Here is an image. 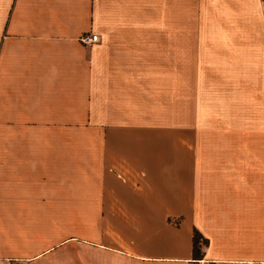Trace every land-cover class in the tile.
<instances>
[{
	"label": "crops",
	"instance_id": "1",
	"mask_svg": "<svg viewBox=\"0 0 264 264\" xmlns=\"http://www.w3.org/2000/svg\"><path fill=\"white\" fill-rule=\"evenodd\" d=\"M144 82L249 88L264 121V0H0V264H264V127L174 155Z\"/></svg>",
	"mask_w": 264,
	"mask_h": 264
},
{
	"label": "rangeland",
	"instance_id": "2",
	"mask_svg": "<svg viewBox=\"0 0 264 264\" xmlns=\"http://www.w3.org/2000/svg\"><path fill=\"white\" fill-rule=\"evenodd\" d=\"M143 85L145 92L138 107L142 111L138 109L137 119L145 124L170 126L168 130L160 128L158 136L167 140L174 155L188 156L191 161L198 156L236 157L231 138H245V129L264 127V121L245 117L249 88L180 82H144ZM237 128L240 135L232 136ZM241 145L237 146L238 157L245 158Z\"/></svg>",
	"mask_w": 264,
	"mask_h": 264
},
{
	"label": "built area",
	"instance_id": "3",
	"mask_svg": "<svg viewBox=\"0 0 264 264\" xmlns=\"http://www.w3.org/2000/svg\"><path fill=\"white\" fill-rule=\"evenodd\" d=\"M98 39H100V36L95 31L85 32L81 37L82 42L85 44H90L94 41H98ZM199 264H206V262L205 260L201 259L199 260Z\"/></svg>",
	"mask_w": 264,
	"mask_h": 264
},
{
	"label": "trees",
	"instance_id": "4",
	"mask_svg": "<svg viewBox=\"0 0 264 264\" xmlns=\"http://www.w3.org/2000/svg\"><path fill=\"white\" fill-rule=\"evenodd\" d=\"M207 239L203 238L202 235L195 230L193 233V252H199L203 245L207 244Z\"/></svg>",
	"mask_w": 264,
	"mask_h": 264
}]
</instances>
